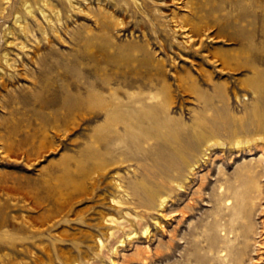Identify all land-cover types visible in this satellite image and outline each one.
Returning a JSON list of instances; mask_svg holds the SVG:
<instances>
[{"label": "rangeland", "instance_id": "rangeland-1", "mask_svg": "<svg viewBox=\"0 0 264 264\" xmlns=\"http://www.w3.org/2000/svg\"><path fill=\"white\" fill-rule=\"evenodd\" d=\"M263 17L264 0H0V264H237L243 246L264 264ZM115 89L134 102L103 118Z\"/></svg>", "mask_w": 264, "mask_h": 264}, {"label": "bare ground", "instance_id": "bare-ground-1", "mask_svg": "<svg viewBox=\"0 0 264 264\" xmlns=\"http://www.w3.org/2000/svg\"><path fill=\"white\" fill-rule=\"evenodd\" d=\"M214 8H218V6H216V7H214ZM140 9V8H139ZM263 19H264V17H263ZM227 22V21H226ZM225 22V23H226ZM216 23V22H215ZM228 23H230V22H228ZM261 32H264V26H261V30H260ZM253 39V33H249V35H248V37H247V41H248V43H247V46L245 47L246 48V50H250V49H252L253 48V44H252V42H251V40ZM244 43V42H243ZM243 45H245V44H243ZM244 47V46H243ZM98 53V52H97ZM260 59H262V58H260ZM126 98H130V101L132 102H134V96H133V94H129V93H127V92H125V91H121V90H117V89H115L114 91H112V92H109V91H103L102 93H101V100L102 101H104V100H107L106 101V104L107 105H105V106H103V107H101V111H100V114H99V116H103V118H111V119H114V117L115 116H117L116 114V112H117V109L119 108L118 106H117V102H115L116 100H119V99H122V100H124V99H126ZM128 100V99H127ZM97 117V116H96ZM127 123V122H126ZM130 126V125H129ZM116 127H113V128H110V127H108V128H104L102 131H103V134L105 135V136H109V134L111 133V132H113V134H115L116 133ZM131 130V129H130ZM123 132V131H122ZM109 139V138H108ZM179 162L181 163V164H183L184 166L186 165V162H185V160L183 159V158H181V159H179ZM171 164V163H170ZM179 165V164H178ZM185 184V183H184ZM177 185V188L176 189H178V191H179V193H178V196H182L183 195V191H184V189H185V186L183 185V184H176ZM176 187V186H175ZM170 190H171V187H170ZM174 190V189H173ZM172 191V190H171ZM170 191V192H171ZM172 192H174V191H172ZM170 194H172V193H170ZM219 198V201H221V199H223L224 197H225V194L224 193H221L219 196H218ZM169 201L171 202V206L172 205H174L175 203H174V201H173V199H171V197H170V199H169ZM118 202V204H120L119 202L120 201H117ZM168 203V201H165V200H163L162 202H161V206H163L164 204H167ZM178 203V202H177ZM117 204V203H116ZM229 204H230V202H229V200H228V203H227V206H229ZM187 207V206H186ZM182 213V218H184L185 217V214L183 213V212H181ZM217 215H219V214H217ZM215 233V232H214ZM214 233H213V237L212 238H209V242H208V249L209 250H217L218 248H221L220 250H221V253L222 252H224V251H226V247H217V246H215L216 245V240H218V238H216V236L214 235ZM142 234H144V235H148V230H147V228L145 227L144 229H143V232H142ZM236 238V237H235ZM245 238H247V236H245L243 239H245ZM241 240V235H239L238 237H237V239L234 241L235 243H238L239 244V242H241L240 241ZM207 249V250H208ZM246 249V248H245ZM246 251V250H245ZM239 252V251H238ZM240 253V254H239ZM238 254H239V258L237 259V264L239 263H241V260H243L242 258V255L243 254H245L244 253V246L240 249V252H239ZM224 254V253H223ZM225 257H227V254L225 253V255H224ZM213 257V256H212ZM217 257H218V255H217ZM215 260H213V261H216V258L215 257H213ZM218 260H219V258H217ZM235 259V258H234ZM208 260H210L211 261V259H208ZM219 262V261H218ZM217 263V262H216ZM215 263V264H216ZM218 264V263H217Z\"/></svg>", "mask_w": 264, "mask_h": 264}]
</instances>
